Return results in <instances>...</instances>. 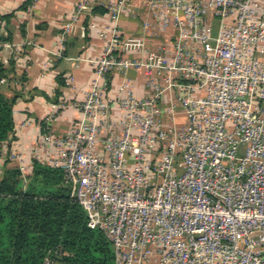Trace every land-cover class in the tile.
<instances>
[{"label":"built area","instance_id":"2783aa9c","mask_svg":"<svg viewBox=\"0 0 264 264\" xmlns=\"http://www.w3.org/2000/svg\"><path fill=\"white\" fill-rule=\"evenodd\" d=\"M150 2L165 38L128 56L114 10L90 86L70 102L80 117L58 134L67 103L54 104L34 157L62 170L113 264H264V0ZM129 70L153 93L111 96L108 74ZM8 146L0 160L24 173Z\"/></svg>","mask_w":264,"mask_h":264},{"label":"crops","instance_id":"0c3cea01","mask_svg":"<svg viewBox=\"0 0 264 264\" xmlns=\"http://www.w3.org/2000/svg\"><path fill=\"white\" fill-rule=\"evenodd\" d=\"M94 8L106 12H94ZM114 10L119 14V32L128 56H143L165 38L156 27V8L150 0H0V16L12 14L0 19V40L6 44L0 49L4 68L0 92L15 99V129L5 141L8 148L22 155L24 175L32 173L35 142L45 118L56 110L53 105L67 103L56 111L51 123L58 134L65 133L80 117L70 102L81 101L90 86L93 60L103 51L102 32L111 25ZM70 77L73 86L65 85ZM107 81L111 96L119 94L125 84L138 95L154 91L138 70L125 74L112 71ZM18 163L3 157L0 177L5 167Z\"/></svg>","mask_w":264,"mask_h":264},{"label":"trees","instance_id":"16d2710c","mask_svg":"<svg viewBox=\"0 0 264 264\" xmlns=\"http://www.w3.org/2000/svg\"><path fill=\"white\" fill-rule=\"evenodd\" d=\"M14 102L0 92V141L15 129ZM47 256L52 264L114 263L111 241L88 225L62 170L34 157L31 174L11 166L0 177V264H44Z\"/></svg>","mask_w":264,"mask_h":264}]
</instances>
